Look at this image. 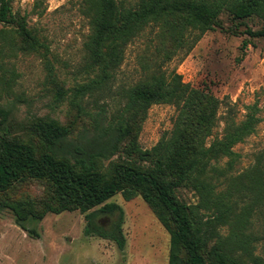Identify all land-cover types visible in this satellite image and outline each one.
Segmentation results:
<instances>
[{
  "label": "trees",
  "instance_id": "obj_1",
  "mask_svg": "<svg viewBox=\"0 0 264 264\" xmlns=\"http://www.w3.org/2000/svg\"><path fill=\"white\" fill-rule=\"evenodd\" d=\"M87 1L92 31L86 46L99 73L79 87L82 96L101 90L115 77L127 46L147 27H160L162 40L170 36L177 53L185 54L205 32L222 27L223 14L235 25H245L249 37L264 38V0H139L134 7L121 6L117 0ZM253 18L261 23L258 29L248 23ZM0 22L16 26L24 48L36 50L41 45L26 17L13 10V0H0ZM248 43L245 40L243 47ZM161 69L126 90L127 100L115 119L110 120L107 107L100 106L91 116L92 133L80 141L70 139L69 129L59 120L39 118L34 129L50 152L37 153L11 132L12 108L0 105V191L28 179L43 180L48 188L37 208L24 200L5 201L3 207L11 208L17 223L33 234L25 223L30 216L42 219L48 212L79 209L85 213V235L112 240L123 249L125 212L110 199L118 193L126 200L141 196L171 234L169 264H247L246 259L263 264L255 251L264 237L254 229L253 214L264 203V163L258 160L247 170L232 173L240 158L234 147L255 131L259 108L247 106L239 123L230 111L225 135L207 144L222 100L184 83L176 71L167 74ZM161 102L182 105L180 117L170 134L151 150H142L138 121ZM122 146L150 165L117 162L105 168L104 160ZM225 157L228 160L221 165ZM182 188L194 191L198 202L182 199Z\"/></svg>",
  "mask_w": 264,
  "mask_h": 264
},
{
  "label": "rangeland",
  "instance_id": "obj_2",
  "mask_svg": "<svg viewBox=\"0 0 264 264\" xmlns=\"http://www.w3.org/2000/svg\"><path fill=\"white\" fill-rule=\"evenodd\" d=\"M138 1L117 0L126 7ZM88 6L87 0H13V10L26 17L41 45L36 50L24 48L16 26L0 22V105L12 108L15 127L11 132L32 144L37 153L50 152L34 129L39 118L48 116L69 129L70 139L80 141L92 133L91 116L100 106L105 105L109 119H115L127 100L126 90L161 67L167 74L173 70L181 74L192 88L222 100L207 144L225 135L230 113L239 123L248 113L247 106L256 105L260 120L255 131L235 145L240 158L232 173H241L258 160L264 163V38L249 37L245 25L237 26L223 14L222 27L205 32L185 54L177 53L170 36L162 40L160 27H147L127 46L115 77L101 90L82 96L79 87L99 73L86 46L92 31ZM248 23L254 29L261 25L256 18ZM245 40H249L246 48ZM167 53H172L170 59ZM181 107L161 102L141 116L137 131L142 150H151L173 131ZM123 148L104 160L105 168L117 162L150 165ZM227 160L223 158L220 164ZM47 189L45 181L28 179L0 191V264H169L171 234L141 196L126 200L118 193L110 199L125 212L123 249L112 240L85 235V213L79 209L48 212L42 219L30 216L25 223L36 235L22 228L16 213L2 205L24 200L37 208ZM179 195L189 204L198 202L189 188L180 189ZM253 226L264 237V203L254 211ZM255 253L264 260V239Z\"/></svg>",
  "mask_w": 264,
  "mask_h": 264
}]
</instances>
